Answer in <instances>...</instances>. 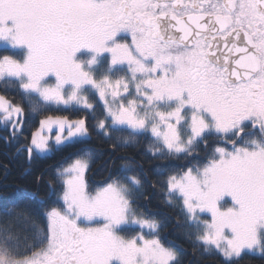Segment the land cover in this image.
<instances>
[{"label": "rangeland", "instance_id": "rangeland-1", "mask_svg": "<svg viewBox=\"0 0 264 264\" xmlns=\"http://www.w3.org/2000/svg\"><path fill=\"white\" fill-rule=\"evenodd\" d=\"M73 1L0 0V46L21 47L25 54L23 60L2 58L1 78L17 79L25 92L47 103L89 109L104 133L116 126L147 132L164 152L177 155L191 153L208 136L221 137L222 132L230 138L241 128L231 125L238 111L231 102L237 87L210 71L200 84L211 87L199 91L197 84L175 76L177 66L143 62L131 49L126 51L120 33L114 49L112 45L106 49L100 39L96 53L61 51L54 66L53 39L40 29V21L67 4L73 5L76 18H86L87 4ZM21 121V109L0 95V124L14 132L20 130ZM84 136L83 119L46 118L33 132L28 153L44 155L50 142L59 146ZM244 145L250 157L236 153L234 147H216L205 164L168 181L170 202L184 210L199 242L226 259L262 252L264 220H254L252 210L264 205V155L255 143ZM87 169V161L81 158L62 169V205L46 214V239L38 250H19L21 222L26 221L21 213H0V264H36L58 243V229L65 219L84 231L102 264H171L177 259L174 250L159 243L158 222L134 209L137 181L125 177L88 192ZM123 228L134 230L133 235L124 236Z\"/></svg>", "mask_w": 264, "mask_h": 264}, {"label": "trees", "instance_id": "trees-1", "mask_svg": "<svg viewBox=\"0 0 264 264\" xmlns=\"http://www.w3.org/2000/svg\"><path fill=\"white\" fill-rule=\"evenodd\" d=\"M24 55L21 47L0 46V60L4 57L23 60ZM0 95L22 112L19 131L12 132L0 124V213L17 211L26 218L27 222L19 221L23 230L17 241L22 252H34L41 247L47 233L46 214L62 205L61 171L81 158L88 163V192L121 182L125 177L137 181L138 188L132 194L134 209L146 219L158 222L159 243L177 254L171 264H264V247L261 254L244 252L237 258L226 259L199 242L184 210L168 198V181L172 176L205 164L212 149L231 148L233 139L226 142L211 135L196 143L191 153L177 155L164 152L162 145L147 132L116 126L104 133L98 130L97 120L89 109L47 103L25 92L15 78L0 77ZM54 117L83 119L86 136L59 146L50 142L47 154L29 155L27 147L33 132L42 120ZM133 232L130 228L121 230L126 237Z\"/></svg>", "mask_w": 264, "mask_h": 264}, {"label": "flooded vegetation", "instance_id": "flooded-vegetation-1", "mask_svg": "<svg viewBox=\"0 0 264 264\" xmlns=\"http://www.w3.org/2000/svg\"><path fill=\"white\" fill-rule=\"evenodd\" d=\"M89 7L86 18H76L73 5H60L52 15L41 19L40 29L53 39L54 66L58 54L70 51L96 53L99 40L106 49H114L115 37L120 33V45L131 49L140 61L169 63L177 66L175 76L197 84L204 91L206 84L200 79L213 74L237 87L233 104L238 111L231 122L235 131L232 137L221 132L222 139H233L231 147L236 153L251 156L245 142L255 143L256 150L264 155V0H74ZM171 17L177 20L196 17L215 20L208 33L198 35L191 45L180 40L166 39L158 20ZM134 33L135 37L125 34ZM124 33V34H121ZM233 37L232 48L224 45ZM216 41L219 46L217 63L210 60L207 50ZM230 44V45H231ZM62 45V47H61ZM74 53V54H75ZM231 60L255 64L245 80L228 81L221 65ZM211 71V72H210ZM203 87V88H201ZM225 87H229L225 84ZM230 88V87H229ZM204 89V90H203ZM224 136V137H223ZM204 144H206L204 142ZM258 154V153H256ZM247 173V172H246ZM248 175V174H247ZM254 181L255 179H249ZM238 205V204H236ZM254 220H264V205L252 210ZM58 243L52 246L36 264H102L100 255L89 247L83 230L65 219L58 229ZM47 243V242H46ZM264 247V235L260 239ZM45 245V244H44ZM25 260V259H24Z\"/></svg>", "mask_w": 264, "mask_h": 264}, {"label": "water", "instance_id": "water-1", "mask_svg": "<svg viewBox=\"0 0 264 264\" xmlns=\"http://www.w3.org/2000/svg\"><path fill=\"white\" fill-rule=\"evenodd\" d=\"M162 28V33L166 39H176L180 40L186 45H191L194 39L201 34L208 33L209 29L215 23L213 18H196V17H187L183 19H175L171 17H162L158 20ZM233 37L225 41L224 45H229L232 48ZM231 44V45H230ZM219 44L216 41H213L208 50L207 55L210 60L214 63H217L218 59V48ZM221 65H226V76L228 81L231 83H238L241 80H245L247 76L254 72L256 69L252 65L241 62L238 60H231Z\"/></svg>", "mask_w": 264, "mask_h": 264}]
</instances>
